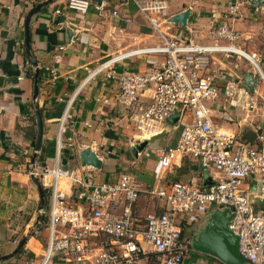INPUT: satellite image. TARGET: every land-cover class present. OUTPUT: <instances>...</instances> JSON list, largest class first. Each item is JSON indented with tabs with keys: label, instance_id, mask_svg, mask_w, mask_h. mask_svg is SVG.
Listing matches in <instances>:
<instances>
[{
	"label": "crops",
	"instance_id": "obj_1",
	"mask_svg": "<svg viewBox=\"0 0 264 264\" xmlns=\"http://www.w3.org/2000/svg\"><path fill=\"white\" fill-rule=\"evenodd\" d=\"M46 1L48 3L31 17L29 24L30 50L39 70L36 102L43 123V144L34 161L33 171L40 173L54 165L57 119L73 97L70 109L72 124L64 135V140L70 138L72 144L62 149L61 164L80 170L83 178L91 182L115 181L122 174L129 175L141 190L134 205L137 222L143 223L146 214L159 212L164 206L162 201H155L146 194V189L174 181L203 186L206 173L188 157L168 168L160 166L158 149L174 147L180 134L181 126L175 116L165 122L161 134L147 139L146 147L134 156L129 141L136 133L129 123L128 113L116 103V80H108L103 73L88 81L85 79L86 69L94 68L108 56L130 47L158 42L157 35L131 0H104L103 13L95 8L102 0H90L92 4L83 16L67 10V0H0V256L11 253L19 241L26 238L22 251L0 264H19L20 259L25 263L29 256L40 254L46 243V224L41 233L34 230L39 217L47 214L46 208L37 211L39 197L30 179L36 141L35 69L25 57L22 45L26 14L33 5ZM233 1L163 0L169 19L162 23L161 28L168 36L186 42L212 43L215 22L211 13L222 14ZM237 2L240 15L229 19L227 24L242 33L243 40L239 44L242 48L248 52H262L260 62L264 71V44L260 35L264 26V0ZM56 8L62 9L61 15L53 14ZM114 9L118 10L119 18L111 15ZM185 9L190 11L186 28L170 21L171 16ZM125 17L132 19L133 24L128 25ZM133 36H137L138 41L134 42ZM145 65L143 58L133 57L119 64L117 70L124 67L143 70ZM221 67L241 76L251 71L248 62L235 57L221 61ZM253 93L259 107L250 111L234 107L223 110L219 105L223 100L211 107L219 127L235 133L249 145L261 146L264 144V86L258 82ZM223 111L229 115L228 120L221 119ZM188 119L184 118L185 121ZM84 147L93 149L102 160L100 169L81 166L78 153ZM39 179L47 192V201L50 177ZM254 183V178L245 181L250 195ZM59 185L64 194L72 196L68 178L60 179ZM217 209L209 207L198 214L196 220L182 215L175 218L181 227L182 237L191 247L182 264H227L212 253L192 246V241ZM24 214L29 215L25 217ZM135 264L158 263L152 254L147 253Z\"/></svg>",
	"mask_w": 264,
	"mask_h": 264
},
{
	"label": "built area",
	"instance_id": "obj_2",
	"mask_svg": "<svg viewBox=\"0 0 264 264\" xmlns=\"http://www.w3.org/2000/svg\"><path fill=\"white\" fill-rule=\"evenodd\" d=\"M131 1L158 42L108 56L86 69L85 79L103 73L108 80H116V103L128 113L136 133L130 145L161 134L165 122L175 116L180 134L174 147L158 149L160 166L168 168L188 157L199 164L212 183L200 186L174 181L149 187L144 192L162 201L163 209L146 214L143 223L137 222L134 205L141 190L129 175L122 174L115 181L91 182L80 170L61 164L62 149L72 144L70 138L64 140L72 124L71 97L57 119L54 165L34 172L39 178L50 177L47 235L42 252L29 256L25 264H135L147 253L158 264H182L191 247L175 218L182 215L196 220L211 206L227 212V227L236 236L238 253L248 261L246 264H264V144L249 145L219 127L212 107L204 104V100L217 104L223 100L219 104L223 110L259 107L256 94L242 86L243 76L221 67L223 60L243 59L264 83L262 52L244 50L239 45L242 33L227 24L240 15L239 3H229L220 15L211 13L214 40L198 44L173 38L162 30V23L169 19L163 0ZM91 4L90 0H67L65 8L83 16ZM105 6L102 0L95 8L103 13ZM53 14L61 15L62 9L56 8ZM111 15L120 17L116 9ZM124 21L133 24L129 17ZM260 35L264 44V26ZM132 40L136 42L138 37ZM133 57L144 59L143 70H117L119 64ZM185 117L189 119L185 121ZM220 117L229 119L224 111ZM63 177L71 182V197L61 191L59 181ZM248 178L255 182L251 195L245 185Z\"/></svg>",
	"mask_w": 264,
	"mask_h": 264
},
{
	"label": "water",
	"instance_id": "obj_3",
	"mask_svg": "<svg viewBox=\"0 0 264 264\" xmlns=\"http://www.w3.org/2000/svg\"><path fill=\"white\" fill-rule=\"evenodd\" d=\"M48 2L39 3L33 5V7L28 11L24 20V39L22 42L23 53L25 57L30 61L32 67L35 69L33 77V101H34V117H35V127H36V141L35 149L31 158V173L30 179L34 183L39 201L37 204V211L41 212L46 208V195L44 192L43 185L33 171L34 161L36 159L37 153L41 150L43 141V123L40 109L37 106V95H38V65L37 61L31 53L30 50V35H29V24L31 17L36 14L40 8L47 4ZM259 3V2H257ZM189 9L177 13L170 17V21L179 24L183 28H186L187 18L189 16ZM259 80L257 75L252 71H247L243 76L242 86L250 93L254 92ZM148 140L139 141L131 145L130 150L134 156H137L138 152H141L147 145ZM79 162L82 167L91 166L96 169H100L102 165V160L98 157L96 152L90 147H84L80 149L78 153ZM212 183L209 175L204 173L203 175V186H208ZM225 210L217 209L213 214L210 215L206 222L204 229L199 233L196 239L192 241V246L194 248H199L212 253L214 256L220 258L227 264H246L248 261L239 255L237 250V238L231 231L227 229L229 222V216L226 215ZM26 242V238H22L15 249L8 254L0 256V262L12 258L22 251V247Z\"/></svg>",
	"mask_w": 264,
	"mask_h": 264
},
{
	"label": "rangeland",
	"instance_id": "obj_4",
	"mask_svg": "<svg viewBox=\"0 0 264 264\" xmlns=\"http://www.w3.org/2000/svg\"><path fill=\"white\" fill-rule=\"evenodd\" d=\"M243 49H245L246 51H248L246 48L243 47ZM260 83L264 86V83L262 81H260ZM264 94V93H263ZM204 104L208 105V106H211L212 103L210 100H204ZM209 171L211 170L210 168L208 169ZM34 209V208H33ZM33 209H31V211H33ZM45 210V209H44ZM29 214H24L25 217H27ZM44 215V214H43ZM34 230L35 232H37L38 234L41 233L42 231H44L43 228H40L39 227V224L34 226ZM189 262H187L188 264ZM19 264H25L24 261H22L21 259L19 260Z\"/></svg>",
	"mask_w": 264,
	"mask_h": 264
},
{
	"label": "trees",
	"instance_id": "obj_5",
	"mask_svg": "<svg viewBox=\"0 0 264 264\" xmlns=\"http://www.w3.org/2000/svg\"><path fill=\"white\" fill-rule=\"evenodd\" d=\"M44 192H45V195H46L47 192H46L45 189H44ZM46 206H47V201H46ZM46 221H47V215H43V216L39 217V219H38L39 227L40 228H44L45 227V224H46Z\"/></svg>",
	"mask_w": 264,
	"mask_h": 264
}]
</instances>
